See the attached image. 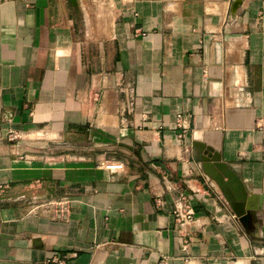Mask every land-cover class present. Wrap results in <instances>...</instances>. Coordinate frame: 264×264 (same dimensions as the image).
Segmentation results:
<instances>
[{
  "label": "crops",
  "instance_id": "crops-1",
  "mask_svg": "<svg viewBox=\"0 0 264 264\" xmlns=\"http://www.w3.org/2000/svg\"><path fill=\"white\" fill-rule=\"evenodd\" d=\"M112 1L0 0V264H264V0Z\"/></svg>",
  "mask_w": 264,
  "mask_h": 264
},
{
  "label": "water",
  "instance_id": "water-1",
  "mask_svg": "<svg viewBox=\"0 0 264 264\" xmlns=\"http://www.w3.org/2000/svg\"><path fill=\"white\" fill-rule=\"evenodd\" d=\"M238 4V1L233 3V11ZM194 145L203 152L201 160L205 175L215 182L232 212L245 224L249 218L247 203L251 198L244 184L226 163L220 161L218 153L212 152L201 142Z\"/></svg>",
  "mask_w": 264,
  "mask_h": 264
},
{
  "label": "rangeland",
  "instance_id": "rangeland-1",
  "mask_svg": "<svg viewBox=\"0 0 264 264\" xmlns=\"http://www.w3.org/2000/svg\"><path fill=\"white\" fill-rule=\"evenodd\" d=\"M86 3L88 4L84 7V15L79 14L78 16L76 29L84 30V32L108 31L114 16L113 9L117 8L115 2L112 0H86Z\"/></svg>",
  "mask_w": 264,
  "mask_h": 264
},
{
  "label": "built area",
  "instance_id": "built-area-1",
  "mask_svg": "<svg viewBox=\"0 0 264 264\" xmlns=\"http://www.w3.org/2000/svg\"><path fill=\"white\" fill-rule=\"evenodd\" d=\"M122 166H123V164L120 162L108 163L106 165L107 168H115V169H121ZM69 204H70V200L66 197H63V198L58 199V200L49 201L46 204V208L50 209L54 213V215H53L54 217L65 219L68 215V212H69ZM183 205H185V203H183L182 200L177 205V212L179 213L180 216L182 214ZM186 219H187V221L191 220V213L190 212L186 214ZM183 249H185V248L183 247ZM53 259H57V257H53ZM159 264H166V262L161 261Z\"/></svg>",
  "mask_w": 264,
  "mask_h": 264
}]
</instances>
